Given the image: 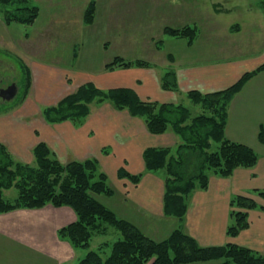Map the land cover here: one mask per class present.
<instances>
[{
  "label": "crops",
  "instance_id": "crops-1",
  "mask_svg": "<svg viewBox=\"0 0 264 264\" xmlns=\"http://www.w3.org/2000/svg\"><path fill=\"white\" fill-rule=\"evenodd\" d=\"M162 47L155 49L152 59L147 56L145 60L151 65L146 67L110 70L104 67L108 59L104 57L100 61V72L95 75L73 65L31 59L30 64L26 63L31 77L27 98L0 110V142L16 156L28 155L37 143L45 142L61 161L90 157L99 162L116 159L112 167L117 183L114 193L101 195L99 200L145 234L161 240L181 225L202 246L232 242L264 255V197L252 193L255 189H264V144L258 139L259 128L264 125V70L250 77L234 94L228 105L224 130L228 139L257 152L256 164L238 167L229 176L210 174L207 188L196 189L190 196L180 221L164 213L163 171L147 170L143 159L147 147L176 145L179 137L172 130L151 133L143 118L131 115L127 109H117L109 101L92 104L90 113L81 123L68 119L51 122L43 115V108L53 103L52 98L60 100L71 85L87 81L102 89L129 87L141 99L181 102L194 107L187 91L211 92L226 88L245 71L264 61V53L222 62L195 61L192 54L189 58L185 52L182 59L168 49L163 52ZM167 55L173 58L166 59ZM167 69L174 71L177 82L174 90L161 85ZM121 167L132 174L141 173L139 181L134 183L119 177L117 172ZM235 194L252 196L258 207L248 211V225L230 236L226 229L230 222V199ZM13 211L0 213V264H70L74 261L76 248L58 234L60 227L76 220L71 207L48 203L40 208ZM14 230L20 233H12Z\"/></svg>",
  "mask_w": 264,
  "mask_h": 264
},
{
  "label": "trees",
  "instance_id": "trees-1",
  "mask_svg": "<svg viewBox=\"0 0 264 264\" xmlns=\"http://www.w3.org/2000/svg\"><path fill=\"white\" fill-rule=\"evenodd\" d=\"M93 11L92 3L87 16ZM38 13L37 5L25 1L7 10L4 20L7 24H32ZM165 33L188 37L189 42L194 36L193 28L188 26H168ZM168 56L173 58L172 55ZM150 65L144 59L125 60L115 56L105 64V68L112 70L117 67ZM21 66L28 89L30 69L26 64ZM261 70H264V61L252 70L245 71L226 88L211 92L198 89L187 91L192 106L198 108L196 111L181 102L141 99L129 87L102 89L88 81L56 104L45 106L43 115L51 122L68 119L81 123L90 113L92 103L109 101L115 108L127 109L131 115L143 118L151 133L172 130L179 137L178 144L173 147H147L143 151V159L147 170L163 171L164 213L180 221L186 213L190 196L196 189L207 188L210 174L229 176L238 167L256 164L257 152L245 144L228 139L224 130L232 97L250 77ZM161 85L167 89L177 88L173 70L164 72ZM258 139L264 144V125L259 128ZM32 151L37 166L15 161L12 153L0 142V213L18 208H40L48 203L71 207L76 220L60 227L58 234L74 247L86 248L78 264H264V255L232 242L202 246L181 225L165 238L155 240L127 219L117 216L97 198L99 194L111 196L114 189L95 158L63 163L45 142L37 143ZM117 174L134 183L141 177V173L132 174L123 167L119 168ZM11 187L18 190L13 199L4 195V190ZM252 193L264 197V189H255ZM256 207L258 204L252 196L233 195L230 199L227 234L234 236L245 228L248 225V211ZM108 225L114 227L119 236L111 241L100 242L97 250L91 249L92 236L107 232Z\"/></svg>",
  "mask_w": 264,
  "mask_h": 264
},
{
  "label": "rangeland",
  "instance_id": "rangeland-1",
  "mask_svg": "<svg viewBox=\"0 0 264 264\" xmlns=\"http://www.w3.org/2000/svg\"><path fill=\"white\" fill-rule=\"evenodd\" d=\"M25 1L38 6L35 21L32 24H7L5 12ZM92 3L94 11L87 16ZM168 26L191 27L194 36L190 42L188 37L171 36L165 33ZM161 47L163 52L168 49L182 59L186 53L189 58L192 54L195 61L222 62L230 58L259 56L264 53V0H0V88L12 82L18 86L17 94L10 101L0 98V110L27 98L30 87L25 86L27 79H24L21 64H30L31 59L69 64L95 75L100 72V61L104 57L108 58L107 62L115 56L125 60H145ZM166 59H169L168 55ZM156 60L159 62L158 57ZM78 86L71 85L67 94ZM25 89L28 90L26 94ZM57 100L58 97L52 98L50 105L56 104ZM196 110L198 108H194ZM13 157L15 161L37 166L33 151ZM115 161H98L113 189L117 184L112 168ZM17 191L11 187L4 190V195L13 199ZM108 227L107 232L92 236L91 249L97 250L100 242L119 236L114 227ZM85 253L86 248H76L77 257L70 264H78Z\"/></svg>",
  "mask_w": 264,
  "mask_h": 264
},
{
  "label": "water",
  "instance_id": "water-1",
  "mask_svg": "<svg viewBox=\"0 0 264 264\" xmlns=\"http://www.w3.org/2000/svg\"><path fill=\"white\" fill-rule=\"evenodd\" d=\"M18 92V87L15 82L0 88V97L5 101H10Z\"/></svg>",
  "mask_w": 264,
  "mask_h": 264
}]
</instances>
